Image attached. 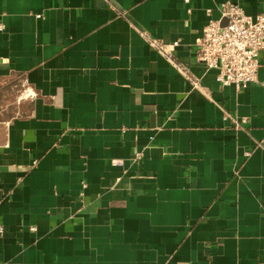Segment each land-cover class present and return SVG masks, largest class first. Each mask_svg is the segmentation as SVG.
I'll return each instance as SVG.
<instances>
[{
	"label": "crops",
	"instance_id": "0c3cea01",
	"mask_svg": "<svg viewBox=\"0 0 264 264\" xmlns=\"http://www.w3.org/2000/svg\"><path fill=\"white\" fill-rule=\"evenodd\" d=\"M224 1L264 6L0 0V264H264V48L240 89L195 56Z\"/></svg>",
	"mask_w": 264,
	"mask_h": 264
},
{
	"label": "built area",
	"instance_id": "2783aa9c",
	"mask_svg": "<svg viewBox=\"0 0 264 264\" xmlns=\"http://www.w3.org/2000/svg\"><path fill=\"white\" fill-rule=\"evenodd\" d=\"M221 19H225V22L222 23ZM3 28L4 24L0 23V29ZM146 39L185 72V67L177 63L173 56L177 40L164 42L148 35ZM197 42L196 58L207 68L216 69L215 79L218 82L223 85L233 84L237 89L245 87L257 80L260 53L264 48V6L255 15H250L238 3L222 2L220 18L208 19ZM190 81L194 87L199 85L197 79L190 78ZM23 93L24 96H31L35 91L25 86ZM224 118H230L235 126L245 121V118H236L227 112ZM115 162L121 164L123 161L117 159Z\"/></svg>",
	"mask_w": 264,
	"mask_h": 264
},
{
	"label": "rangeland",
	"instance_id": "374dc122",
	"mask_svg": "<svg viewBox=\"0 0 264 264\" xmlns=\"http://www.w3.org/2000/svg\"><path fill=\"white\" fill-rule=\"evenodd\" d=\"M24 89H25V85H22L21 83H19L16 86H13L12 88L9 87L5 92V98L10 100L11 102L17 101L20 95L22 96L24 94L23 93Z\"/></svg>",
	"mask_w": 264,
	"mask_h": 264
},
{
	"label": "water",
	"instance_id": "95a60500",
	"mask_svg": "<svg viewBox=\"0 0 264 264\" xmlns=\"http://www.w3.org/2000/svg\"><path fill=\"white\" fill-rule=\"evenodd\" d=\"M225 22V19H223L222 23Z\"/></svg>",
	"mask_w": 264,
	"mask_h": 264
}]
</instances>
